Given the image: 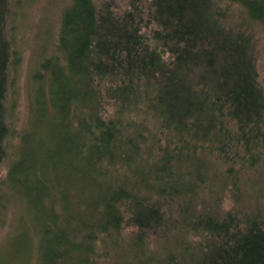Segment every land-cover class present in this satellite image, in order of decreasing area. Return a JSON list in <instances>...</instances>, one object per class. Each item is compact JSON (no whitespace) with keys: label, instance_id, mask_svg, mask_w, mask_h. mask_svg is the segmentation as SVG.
I'll list each match as a JSON object with an SVG mask.
<instances>
[{"label":"trees","instance_id":"1","mask_svg":"<svg viewBox=\"0 0 264 264\" xmlns=\"http://www.w3.org/2000/svg\"><path fill=\"white\" fill-rule=\"evenodd\" d=\"M231 1L264 24V0ZM128 5L63 10L42 64L50 84L35 96L47 130L38 143L35 131L22 137L0 211L6 197L26 204L39 264H105L103 247L107 264H264V215L250 207L263 182L264 91L250 36L221 24L215 0ZM8 9L0 0V162Z\"/></svg>","mask_w":264,"mask_h":264},{"label":"rangeland","instance_id":"2","mask_svg":"<svg viewBox=\"0 0 264 264\" xmlns=\"http://www.w3.org/2000/svg\"><path fill=\"white\" fill-rule=\"evenodd\" d=\"M94 1L99 7L110 2L113 10L118 14L130 8L128 5L130 0ZM70 2L71 0H8L9 13L6 27L11 44V55L5 106L9 133L4 142V156L0 162V179L7 177L12 165L19 158L22 137L35 131L36 138L33 136V139L38 143L47 130L44 123L36 122L39 114L35 96L39 86H43L46 90L49 87V72H45L42 64L44 60L54 55L58 48L62 12ZM215 8L221 12L219 21L226 29L250 36L257 79L264 91V24L253 20L246 9L235 1L215 0ZM147 32L145 30L144 33ZM258 171L263 182L261 189L257 185L256 196L253 202L250 201L252 203L250 207L254 208L255 203H260L264 215V161L261 162ZM227 194L229 195L228 191L222 203L225 209L231 205ZM212 197V193L206 188L204 198L210 200ZM243 204H246L245 200ZM23 211L28 216L27 220L22 215ZM27 212L26 204L13 200L9 202L6 197V202L0 211V264L40 263L39 248L35 240L37 233L32 225L33 214L28 215ZM22 232L34 241L27 249L18 241ZM131 232L132 228L126 227L122 234H131ZM106 252L107 249L104 247L99 251L101 255L99 260L105 264L108 261Z\"/></svg>","mask_w":264,"mask_h":264}]
</instances>
